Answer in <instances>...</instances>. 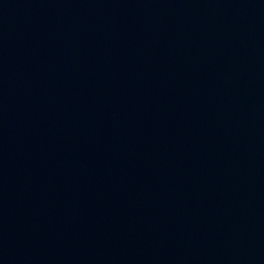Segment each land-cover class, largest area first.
<instances>
[{"label":"water","instance_id":"water-1","mask_svg":"<svg viewBox=\"0 0 264 264\" xmlns=\"http://www.w3.org/2000/svg\"><path fill=\"white\" fill-rule=\"evenodd\" d=\"M0 264H264V0H0Z\"/></svg>","mask_w":264,"mask_h":264}]
</instances>
